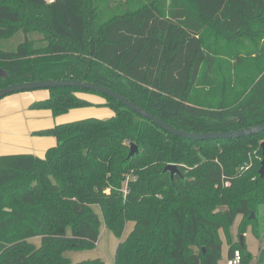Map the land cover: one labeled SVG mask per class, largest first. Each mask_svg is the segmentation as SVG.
Returning <instances> with one entry per match:
<instances>
[{"label":"trees","instance_id":"16d2710c","mask_svg":"<svg viewBox=\"0 0 264 264\" xmlns=\"http://www.w3.org/2000/svg\"><path fill=\"white\" fill-rule=\"evenodd\" d=\"M97 1L0 0V40L22 31L45 42L35 48L26 38L15 49L0 48V89L80 80L119 93L178 130L216 133L264 123V0H132L120 11L125 0ZM225 56L239 72L241 101L226 100L215 83ZM47 91L32 109L60 116L91 106L77 95L85 93L103 98L114 115L41 132L56 139L43 159L0 156V264H72L66 251L98 241L95 205L120 240L113 264H219V232L230 242L238 216L239 231L250 227L264 242V219L257 217L264 177L259 162H249L264 132L188 140L111 97L71 87ZM132 144L138 153L128 158ZM167 165L180 173L171 178ZM128 222L134 226L123 238ZM235 249L243 264L254 262L241 242L231 243L227 255ZM255 264H264V245Z\"/></svg>","mask_w":264,"mask_h":264},{"label":"crops","instance_id":"0c3cea01","mask_svg":"<svg viewBox=\"0 0 264 264\" xmlns=\"http://www.w3.org/2000/svg\"><path fill=\"white\" fill-rule=\"evenodd\" d=\"M48 97L47 90H36L15 93L0 100V156L33 155L43 159L46 152L56 145V139L42 135L41 132L51 130L59 124L88 117L108 119L114 115L113 111L105 106V100L101 97L83 98L91 103V106L72 109L56 117L50 110L31 108L32 104L44 101Z\"/></svg>","mask_w":264,"mask_h":264},{"label":"rangeland","instance_id":"374dc122","mask_svg":"<svg viewBox=\"0 0 264 264\" xmlns=\"http://www.w3.org/2000/svg\"><path fill=\"white\" fill-rule=\"evenodd\" d=\"M125 1L126 2L122 3V5L119 7V9H117V11H120L122 7L128 6L132 0H125ZM96 3L101 4L102 0H98ZM104 9L108 10L110 9V6H105ZM105 13L108 14L109 10L106 11ZM26 38L27 40L32 42L33 47L35 48L44 47L45 45L42 34L38 32L25 34L22 31H19L17 34H15L14 36L8 39L0 40V48L5 49V50L15 49L16 46L20 44L21 42H23ZM217 43L219 44L218 41ZM210 44L213 47V49L217 47L215 42H211ZM225 58L226 60L230 62L232 61V63L234 64V61L232 60L231 57H228V58L226 56L223 57L222 58L223 62H221L222 64L220 65L222 66L221 75L220 74L214 75V79L217 81L215 83L219 88H221V92L223 93L222 95L225 96L226 100L231 101V102L241 101L245 94L243 95V92H241V85H242L241 82H238L235 79L236 73H238L239 75V72H236L235 65H226ZM201 91L203 92L204 88H202ZM218 92L219 91H215V93H218ZM77 95L82 99L87 98V97L100 98L98 96L91 95V94H85V93H79ZM90 109H93V108H90ZM88 118H91V117H88ZM99 119H102V118L100 117ZM262 142H264V139L260 140L259 146L256 150H254L253 154L250 156L249 162L253 163V160H255L256 162H259V165H260L261 160H262L260 144ZM259 169H260V166H259ZM93 210L96 212V214L99 217L98 241L95 247L89 250H81V251L68 250L66 251L65 256L71 261L72 264L82 262V261H87V260H95V259L102 260L104 262L103 264H113L114 263V254H115L117 245L120 240L117 239L112 234V232L109 231L107 227L105 226L99 207L95 205L93 206ZM253 215L255 217L254 213ZM257 217L258 219H264V206L260 209V212H258ZM250 218H252V216H250ZM241 220H242L241 216L236 217L235 222L230 227V231H229L230 236H231L230 242L228 240V237L226 239L222 231L219 232V237L222 240V257H223L221 258V261H219V264H224L225 257L227 255V251H228L230 244L231 243L236 244L240 242V236H242L243 244L245 245L246 250L254 256L255 259L252 264H255L256 259L258 258L259 250L264 245V242L263 240L261 241L257 240L252 235L250 231L251 229L250 227H248L245 232L243 233L240 232L238 226ZM133 226H134L133 222H128L125 225L124 232L122 235L123 238L126 237V235L132 230ZM262 233L264 234V228L262 230ZM68 235H70V231H68ZM32 242L36 246L40 245V239L38 237L34 238Z\"/></svg>","mask_w":264,"mask_h":264},{"label":"water","instance_id":"95a60500","mask_svg":"<svg viewBox=\"0 0 264 264\" xmlns=\"http://www.w3.org/2000/svg\"><path fill=\"white\" fill-rule=\"evenodd\" d=\"M6 72L0 69V76H5ZM58 87H71V88H78L83 90H89L95 93H99L108 97H111L117 100L120 104H122L127 109L131 110L133 113L137 114L138 116L147 119L154 123L157 127L162 129L163 131L174 135L176 137H181L183 139L194 140V141H208V140H224V139H237L242 137H249L260 134L264 132V123L260 125L250 126L246 128H242L239 130L228 131V132H216V133H192L183 130H178L173 126L165 123L158 117L154 116L153 114L149 113L142 107L136 105L135 103L129 101L124 96L120 95L119 93L87 81H80V80H43V81H31V82H23L8 85L0 89V99H3L9 95L15 93H22V92H29V91H36V90H48ZM261 150H262V160L260 163L259 174L260 177H264V142L261 143ZM138 153V148L136 145L132 144L129 148L128 158L134 156ZM164 172H169L171 178L175 174H179V169L176 165H167ZM252 218L254 217L253 213L251 214ZM240 242L243 244L242 236H240Z\"/></svg>","mask_w":264,"mask_h":264},{"label":"built area","instance_id":"2783aa9c","mask_svg":"<svg viewBox=\"0 0 264 264\" xmlns=\"http://www.w3.org/2000/svg\"><path fill=\"white\" fill-rule=\"evenodd\" d=\"M224 264H243L240 250L235 249L231 255H227Z\"/></svg>","mask_w":264,"mask_h":264}]
</instances>
